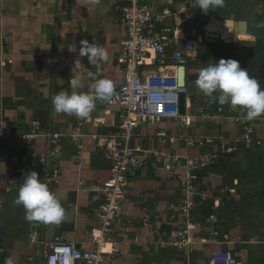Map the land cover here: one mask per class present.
I'll use <instances>...</instances> for the list:
<instances>
[{"label":"crops","instance_id":"crops-1","mask_svg":"<svg viewBox=\"0 0 264 264\" xmlns=\"http://www.w3.org/2000/svg\"><path fill=\"white\" fill-rule=\"evenodd\" d=\"M141 1L159 18L152 33L168 44L163 67L166 72L177 71L180 78L179 67L172 65L170 57L182 47V39L191 28L206 29L208 35L190 52L184 65L185 108L181 111L186 122L178 118L137 122L133 144L149 153L145 165L132 172L127 187L130 201L122 203L106 243L111 244L107 246L111 253L102 264H208L218 251L230 253L217 256L219 264L263 263L264 115L254 120L251 137L246 139L243 108L211 101L195 81L201 68L222 58L246 62L237 43L230 48L209 41L212 34L223 36V28H232L226 21L234 22L235 33L224 36L245 38L250 31L264 41V26L251 25L259 2L264 15V0H225L218 13L216 8L207 14L196 0ZM129 4L124 0H97L95 4L92 0H0L3 9L9 8V16L4 11L6 17L0 16L2 22L9 20V35L27 37L21 43L18 63L1 71L5 85L0 92V126L10 133L0 138V260L9 256L27 260L31 255L47 253L56 236L74 241L83 249L96 247L91 235L99 228L98 214L105 201L102 187L113 173V161L95 136L116 130L120 109L97 101L91 114L81 119L56 113L52 98L62 90L70 91L72 76L81 78L83 92H90L99 78L110 79L115 87L123 83L126 27L122 10ZM171 8L176 11L175 25ZM12 10L20 11V15ZM241 20L247 26L238 22ZM83 40L105 48L108 61L93 65L87 57H81ZM261 46L256 53L259 63L255 79L264 89V42ZM249 59L255 61L252 56ZM75 61L79 69L74 67ZM141 69L148 74L159 70L160 65L155 62ZM36 126L41 134L35 140L21 138ZM56 132L62 137L54 146L51 133ZM156 151L178 157L173 172L180 174H185L188 159L203 153L215 154L218 160L208 171H199L195 191L187 192L168 176L154 156ZM24 167L26 173L22 172ZM53 168L59 170L57 175L52 176ZM31 171L38 172L41 181L57 193L65 211L75 207L71 220L44 224L25 219L23 206L15 201L24 175ZM206 193L210 199L201 202ZM186 198L194 201L189 214L182 212ZM211 213L217 221L209 219ZM189 221L192 224L187 226ZM181 225L188 229L191 243L182 248L174 244ZM245 232L248 235L242 242L251 245L249 257L237 242Z\"/></svg>","mask_w":264,"mask_h":264},{"label":"built area","instance_id":"built-area-1","mask_svg":"<svg viewBox=\"0 0 264 264\" xmlns=\"http://www.w3.org/2000/svg\"><path fill=\"white\" fill-rule=\"evenodd\" d=\"M129 5L123 8V20L126 27V39L124 42V64L125 74L121 85L115 87L114 97L111 102H104V105L118 106L120 111L119 122L116 130L111 133L96 135L98 144L105 149L108 157L113 161V173L105 181L102 191L105 194V201L100 207L98 214L99 228L91 235V241L96 243L94 249H83L78 247L74 241L64 240L56 236L51 244V249L46 256V264H102L106 255L111 253L106 244L113 227L120 216V209L123 202H129L127 187L130 183L132 172L142 168L146 163L145 149L140 145L133 144L138 120L148 119L160 121L163 118H178L186 122V117L180 109L181 95L186 92V86L179 83V76L176 72H166L163 67L166 65L167 46L164 38L155 36L153 28L159 20L152 7L141 0H124ZM233 31L228 30L227 35ZM206 29L193 27L183 40L181 48H176L170 57L172 65L177 68L187 63L190 52L204 43L207 38ZM152 54L154 56H152ZM159 63L160 69L145 74L142 67ZM242 120L246 139L254 128V120H248L246 109L242 110ZM82 133V131H80ZM7 128L0 126V138L9 134ZM39 127H34L28 133L21 135L25 141H33L39 136ZM52 134L53 145L62 137L56 132ZM73 138L76 135L72 136ZM164 140V139H163ZM154 156L161 162L162 168L168 172L171 179H175L182 189L193 192L196 188L199 171H208L217 165L218 156L212 153H203L196 158L187 161L185 174L173 172L178 165V157L166 155L159 151ZM46 164V157H43ZM27 169H22L26 173ZM59 170L52 169V176L57 175ZM50 174V173H49ZM214 191V189L212 190ZM210 194H204L201 202H208ZM194 201L186 198L182 204V212L189 214L193 210ZM210 220L217 221L218 217L211 213ZM192 223H186L190 226ZM188 229L181 225L178 231V240L174 242L178 247H186L191 244L188 238ZM214 234V232H212ZM106 245V246H105ZM227 251L213 253L210 263H216V257Z\"/></svg>","mask_w":264,"mask_h":264},{"label":"clouds","instance_id":"clouds-1","mask_svg":"<svg viewBox=\"0 0 264 264\" xmlns=\"http://www.w3.org/2000/svg\"><path fill=\"white\" fill-rule=\"evenodd\" d=\"M96 2L97 0H92L93 4ZM196 4L207 14L210 9L224 7L225 0H196ZM79 55L87 57L88 62L93 65L107 62L109 59L105 48L87 40L81 41ZM74 67L79 69V63L75 61ZM195 85L213 102L246 109L248 120L264 115V89H261L259 82L251 77L237 60L222 58L201 68ZM69 87L70 91L62 90L52 98L53 109L58 114L81 119L91 114L97 101L111 102L115 94L114 82L107 78L96 79L91 85V91L83 92L80 91L84 87L81 78L72 76ZM15 203L23 206L25 219L29 222L58 224L66 215L57 193L41 181L36 171L24 175V182L18 190ZM4 264H16V262L9 256Z\"/></svg>","mask_w":264,"mask_h":264},{"label":"rangeland","instance_id":"rangeland-1","mask_svg":"<svg viewBox=\"0 0 264 264\" xmlns=\"http://www.w3.org/2000/svg\"><path fill=\"white\" fill-rule=\"evenodd\" d=\"M10 1V0H8ZM22 0H15L16 3H20ZM2 2V0H1ZM219 8H217V13L219 12ZM4 11L8 16H9V8L3 9V6L0 5V16L2 17V19L4 18L3 16V12ZM11 12H15L14 15H20V11H14L12 10ZM171 14H172V23L175 25V17H174V9L171 8ZM222 15H226V14H222ZM6 17V16H5ZM17 21H14L12 23H16ZM216 22V21H215ZM226 22H231L232 27L234 25L233 21H226ZM217 26V25H216ZM175 27V26H174ZM215 27V26H214ZM215 29H220L219 27H216ZM247 30V29H246ZM248 37H226V36H222L219 34H212V38L211 40H209L210 42H212L213 44L219 46H223V47H230L232 48V45H240V54L241 56L244 58L245 61H243L242 59L238 58V61L241 65L242 68H246V70L248 71L249 75L253 78L256 77V70H257V66H258V59H256V53L257 50L259 49V47H262L261 45H263V39L261 40L260 35L256 34L255 36L250 35V31L247 32ZM250 37V38H249ZM27 37H24L23 35L21 36H10L9 35V20H3V22L0 20V92L1 90H3V87L5 85L4 82V78L1 74V71L3 69L6 68V66L12 65L13 67L18 63V60H20L19 55H22L21 50H23V46H22V41H26ZM64 55V53H62ZM66 54L68 55V53L66 52ZM229 56H231L229 54ZM233 56V55H232ZM251 56L253 57V59L255 60L254 62H251ZM63 56V59H65ZM236 57V55H235ZM234 57H229V59H232ZM248 58V59H247ZM261 59V58H260ZM234 60H237L236 58ZM4 71V70H3ZM2 71V72H3ZM248 233L245 232L243 235H239L238 236V243H240V246L242 248V253L245 256H248V246H251L250 244H247L246 242H242L243 241V236H247ZM246 239V238H244ZM236 243V244H238ZM235 244V245H236ZM253 244H261L259 242H255ZM234 245V246H235ZM49 247V246H48ZM51 247V246H50ZM49 252L47 253H39L37 255H31L32 258L27 259V260H15L16 264H46V256L48 255ZM249 257V256H248ZM6 258L1 259L0 260V264H4ZM235 260V259H234ZM250 264H264L263 263H259L258 261L254 260L252 261Z\"/></svg>","mask_w":264,"mask_h":264},{"label":"water","instance_id":"water-1","mask_svg":"<svg viewBox=\"0 0 264 264\" xmlns=\"http://www.w3.org/2000/svg\"><path fill=\"white\" fill-rule=\"evenodd\" d=\"M214 10L210 9L209 13H213ZM179 71L181 72L180 78H179V83L182 85L186 84V67L184 65L179 66ZM185 108V95H181V100H180V109L184 111ZM75 210V207L73 206L70 210L65 211L66 215L63 219L65 220H71L73 217V212ZM56 224V223H54Z\"/></svg>","mask_w":264,"mask_h":264},{"label":"flooded vegetation","instance_id":"flooded-vegetation-1","mask_svg":"<svg viewBox=\"0 0 264 264\" xmlns=\"http://www.w3.org/2000/svg\"><path fill=\"white\" fill-rule=\"evenodd\" d=\"M260 4H261L260 2L257 3L256 13L254 14V18L251 21L252 27H263L264 26V17H263L264 15H263V13L261 11L262 10V6ZM257 11L259 12L258 14H257ZM238 22H240L242 25H246L247 26L246 22L243 21V20L238 21Z\"/></svg>","mask_w":264,"mask_h":264},{"label":"bare ground","instance_id":"bare-ground-1","mask_svg":"<svg viewBox=\"0 0 264 264\" xmlns=\"http://www.w3.org/2000/svg\"><path fill=\"white\" fill-rule=\"evenodd\" d=\"M230 29L232 30L234 33H235V28L234 27H227V28H223L221 31L223 33V35H226L227 34V30ZM181 73V72H180ZM181 75V74H180ZM182 85V84H181Z\"/></svg>","mask_w":264,"mask_h":264}]
</instances>
